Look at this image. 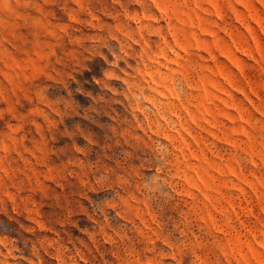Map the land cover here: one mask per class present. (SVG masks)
Masks as SVG:
<instances>
[{
  "label": "rangeland",
  "instance_id": "obj_1",
  "mask_svg": "<svg viewBox=\"0 0 264 264\" xmlns=\"http://www.w3.org/2000/svg\"><path fill=\"white\" fill-rule=\"evenodd\" d=\"M0 264H264V0H0Z\"/></svg>",
  "mask_w": 264,
  "mask_h": 264
}]
</instances>
